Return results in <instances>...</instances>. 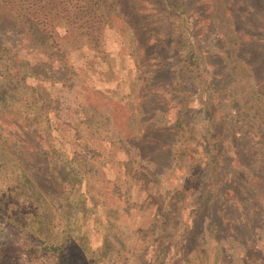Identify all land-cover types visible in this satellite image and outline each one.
Here are the masks:
<instances>
[{
	"label": "rangeland",
	"instance_id": "374dc122",
	"mask_svg": "<svg viewBox=\"0 0 264 264\" xmlns=\"http://www.w3.org/2000/svg\"><path fill=\"white\" fill-rule=\"evenodd\" d=\"M168 1L167 7L158 3L145 12L151 37L177 41L171 51L161 40L145 47L147 36L128 0H117L116 8L101 0V7L113 11L108 16H117L101 20L97 29L89 10L70 24L58 13L51 20L54 31L41 24L35 31L30 24L35 21L24 17L36 50L22 53L29 63L39 62L38 69L52 67L56 79L33 86L48 114L38 116L39 138L27 126L19 132L0 119V230L17 246L8 251L10 259L0 252V264H62L32 232L16 226V216L27 229L32 218H44L52 239L70 248L75 217L88 235V250L104 243L110 220L113 256L74 250L71 264L82 258L90 264H264V223L258 217L264 203L263 11L252 13L253 0ZM69 2L98 7L97 0ZM226 2L232 11L224 8ZM19 36L0 31L6 43ZM238 36L256 44L246 41L244 59L237 55ZM193 46L221 87L217 106L226 105L229 125L203 122L213 95L203 71L200 78L192 74L182 81L188 126L176 123L184 92L177 91L174 77L168 82L172 72L158 67L172 64L179 74ZM5 55L3 85L13 75ZM13 77V85L23 82L20 75ZM13 111L27 123L24 111ZM242 171L241 179L235 173ZM40 191L50 210L36 201ZM240 216L248 218L244 225L238 224ZM31 246L37 248L35 257Z\"/></svg>",
	"mask_w": 264,
	"mask_h": 264
},
{
	"label": "trees",
	"instance_id": "16d2710c",
	"mask_svg": "<svg viewBox=\"0 0 264 264\" xmlns=\"http://www.w3.org/2000/svg\"><path fill=\"white\" fill-rule=\"evenodd\" d=\"M128 1L133 2L131 5V8H132V11L137 14L138 21H139V30L142 32L143 36H147L145 38L147 41V45L145 44V47H148V49L152 48L154 47V44H152V42L157 44L159 40H161L163 41L162 43H164L161 47L165 45V42H168L164 47L168 46V48L171 51L170 44L172 43L175 46V44H177V41H174V38H171L169 40L168 37L167 38L163 37V39H159V40L157 39V36L151 37V33H152L151 26H149L146 21L148 19L147 18L148 16L146 15L147 12H145L148 6H154L158 3L160 5H165V7H167V5L169 4V1L168 0H128ZM87 2H85V5L83 4V6L79 5L76 7V4H74V6L69 4L70 3L69 0L67 1L66 0L64 1L63 0H0V31H6L8 34L9 33L12 34L14 32L15 34L22 35V36H19L18 39H16L15 41L12 40L13 43L12 42L6 43L5 41L0 40V57L4 56L5 54L8 56L7 59L2 58V60L5 59V66L9 68V71L12 72V74L15 77L20 75L23 81L19 85H13L11 81H14L13 79L14 77L13 75H11L9 77V81H7V83L5 82V85L0 84V119L4 120L6 124L10 123L13 126L16 125V129H19L18 130L19 132L23 130V127L27 126L28 131L35 132L36 133L35 136L39 138L40 133H41L40 130L42 127L40 123L41 120L38 119V116H43L45 114V116L47 117L48 114H47V110L44 108L45 102L40 101L39 100L40 98L39 97L37 98L35 96L34 87L35 86L36 88L39 87L40 83L43 81L51 82L52 80L56 79V77H54L53 75L52 67L47 66L48 71L43 66L42 68L38 69L39 66L37 65L39 64V62L34 61L33 63H29L28 60L26 59V56L22 53L23 49L32 50L31 52H33V50H36L35 47H31L32 45L30 44V37L32 36V34L29 33L31 27L30 25H28L26 29L25 19L28 18V19H33L35 21L30 24L33 25L36 31L39 28V24H41L42 27H44L45 29L50 28L52 30L53 21L51 20H53L54 17L58 18V13H60V17L65 18L66 22L70 24L71 22L70 20H72L74 16L80 17L82 12L88 13V10H89L91 13V17L89 19L93 20V23H95L94 26H96L94 27V29L98 28L101 20L107 18L109 21V20H112L111 17L117 16L115 12L112 16H108L110 13L112 14L113 11L111 10L110 7L109 8L106 7V9L105 7H101V0H97V3H98L97 8L89 7L90 5H88ZM110 2L113 5L114 4L117 5V0H110ZM229 4L230 2H226L224 8L230 11L231 8ZM116 5H114L115 8H116ZM170 6L176 9L177 13L180 14L178 6H174V5H170ZM244 7L248 8L247 5H244ZM249 8H251L250 10L254 9L252 13H254V11L258 9L260 11H263V14H264V0H253ZM125 9L126 8L124 7V10ZM92 10H95L96 13L92 14ZM90 23L88 24V26H90ZM22 25H25V27H22ZM263 31H264V23H263ZM216 32L218 33V29H216L215 33ZM23 37L28 38V39H23ZM18 40H20L19 43H17ZM23 40H26V41L29 40V42L28 43L25 42V46L24 44L21 46L20 42L21 41L23 42ZM246 41L247 43H250L249 46L251 47L256 45L251 39V37L247 40V39H243L241 36H238L235 42L237 46V55L243 59L245 58V54H244L245 47L243 45H245ZM255 49L257 48L255 47ZM154 53L155 51L152 49V52L149 53V56H151ZM170 55H167V57H169L168 60H171V58L174 57L173 54L171 56ZM49 56L52 57L51 55ZM246 61L249 62L248 59H246ZM160 69L161 71L163 69H168L169 71L168 73L170 74L171 72L173 73L171 81H168V82H173V77H174L176 80L175 84L177 85L178 92L186 91L184 90V87L181 85L183 84L182 81L184 80L185 77L191 76L192 74H196V76L200 78L202 75V71H203L205 78L208 80L207 84H208V88L210 89L209 90L210 95L213 94L212 98H210L207 102V108L204 110L205 113L203 114V117H202L205 126L208 127L209 122L215 128H217L220 123L223 125L231 124V120L228 117L226 118V116H228L229 113H225L224 111L225 110L224 106L226 105L217 106V95H218L217 91L221 87L219 83L215 80L213 74L209 71L210 69H208L205 66V64L201 61V52L196 50L195 47L192 48L190 53L188 54L185 64H183L180 68L177 69V71H179V74H177L176 71L175 73L173 72L174 70L172 69V64L171 65L168 64L167 66L165 62H163V64H161L158 67V70ZM10 74L11 73H9V75ZM263 78H264V36H263ZM17 80L20 81L19 79ZM31 83L32 84L37 83V84L32 85ZM181 95L182 96L179 100L180 109L176 112V123L178 126L182 128L184 127L185 122H186L185 126H188V123L185 120V116L186 114H188L189 108L187 104L188 97L185 95V92L181 93ZM228 107H231V105L229 104ZM14 108H16V110L21 109V111H24L26 113L25 119L27 123L24 122V120L22 122V120L19 119V117H16V118L14 117V114H12L14 112L13 111ZM218 108H221L224 111V114H222L221 112H218ZM5 113H8L9 115ZM30 115L32 117H30ZM12 116L14 118H9ZM222 128H230V127H222ZM263 128H264V103H263ZM260 138L264 144V129H263V132L260 134ZM3 139L7 140V138H3ZM245 173H246L245 171H242L241 173H235V174L236 175L238 174L237 177L242 179L243 177L244 178L246 177V175H244ZM250 173H251V170L249 174ZM34 196H36L37 202L41 201V203L45 206L46 210H50L49 200L47 199L46 194L40 191L39 193L36 192ZM79 202L82 204V208H85L83 206V203H84L83 198H80ZM262 212H261L262 214H259L258 217L260 219L263 218V223H264V203H263ZM245 214L247 215V213ZM16 218H17L15 219L16 226L22 227L24 231H30L36 237H38L43 243L42 246L44 249L51 250L55 253L58 263L71 264L72 263L71 254L74 250L76 252L78 250L79 254L82 256L84 255L83 250H85L86 252L88 251L89 255L92 254L91 251H94L95 254L102 255L104 259L105 257L111 256L116 250L114 245L108 239L110 238V235L112 233V231L109 228L111 227L110 220L107 221L108 222L106 224L107 228L105 227L106 231L102 233L105 237H107L105 238L104 243L98 248L95 246L93 250H88V240H89L88 235L86 234L85 229L82 228L81 223H79V221H76L75 217L73 218L74 225L72 224L73 226L69 228L70 235L68 238L69 242H71L70 245L74 246L72 248L68 247V245L65 242L62 243V245H60V242L58 240L52 239V233L50 231V228L45 226L46 224L44 223L45 221L44 218L42 219H36L35 217L32 218L31 224L29 225L28 229L25 227L24 223H22L23 221L21 222L17 216ZM237 220L239 221L238 222L239 225H244V223L247 222L246 220H248V218L247 216H243V217L240 216L239 218H237ZM192 223H193V220H192ZM187 232L188 231H186V233ZM0 240H3V242L0 243V252L4 254V257H6L7 259H10V254L8 253V251L11 249V247H17V246L15 245L13 240L9 239L8 236H6V234L4 233V231H1V230H0ZM28 251L32 257H35L37 248L31 246L28 248ZM223 251H224L223 247L219 244L218 253H223ZM162 253L165 254V250L162 251ZM202 254L203 253H201V255ZM219 256H221L222 258L223 256H230V255L221 254ZM202 257L210 258V256H207V255H202ZM221 261L223 262V259H221ZM10 262L12 263H8V264H18L15 261H10ZM97 262L98 260H95L93 261V264H97ZM198 262L196 264H199ZM200 263L204 264L203 261H201ZM80 264H90V263L85 258H82L80 260Z\"/></svg>",
	"mask_w": 264,
	"mask_h": 264
}]
</instances>
